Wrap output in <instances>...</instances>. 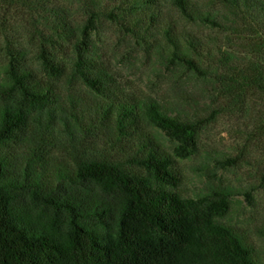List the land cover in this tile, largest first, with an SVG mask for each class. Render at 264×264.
<instances>
[{
  "label": "trees",
  "instance_id": "trees-1",
  "mask_svg": "<svg viewBox=\"0 0 264 264\" xmlns=\"http://www.w3.org/2000/svg\"><path fill=\"white\" fill-rule=\"evenodd\" d=\"M105 22L211 90L176 104L129 95L94 54ZM193 25L260 36L264 0H0V264H264V225L232 218L236 196L255 204L264 167L240 190L179 191L177 160L220 114L244 113L264 147V62Z\"/></svg>",
  "mask_w": 264,
  "mask_h": 264
},
{
  "label": "rangeland",
  "instance_id": "rangeland-1",
  "mask_svg": "<svg viewBox=\"0 0 264 264\" xmlns=\"http://www.w3.org/2000/svg\"><path fill=\"white\" fill-rule=\"evenodd\" d=\"M67 4L77 7L72 3ZM192 30L204 37L208 34L218 36L220 45L235 54L240 61L264 62V34L257 37L237 36L195 25ZM94 41V54L102 59L126 92L138 99L152 96L164 103L176 104L188 101L193 94L199 96L202 91L211 90V87L200 79L173 73L161 66L109 23L101 25ZM25 44L32 45L28 40ZM186 108L191 109L187 105ZM253 126V120L244 113L220 114L216 121L202 132L199 152L189 159L177 160V167L183 176L179 188L181 195L185 198L196 197L213 181L218 183V179H221L224 185L238 190L255 185L256 176L264 167V147L253 136ZM167 145L171 144L167 142ZM224 155L239 157L242 166L236 169H218L216 161L221 160ZM254 197L255 204L251 205L245 197L236 196L232 218L235 223L256 232L264 225V189L255 192ZM257 242L264 252V240L257 239Z\"/></svg>",
  "mask_w": 264,
  "mask_h": 264
}]
</instances>
